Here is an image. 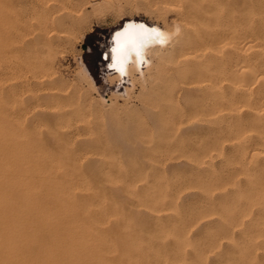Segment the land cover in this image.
<instances>
[{
    "label": "rangeland",
    "instance_id": "rangeland-1",
    "mask_svg": "<svg viewBox=\"0 0 264 264\" xmlns=\"http://www.w3.org/2000/svg\"><path fill=\"white\" fill-rule=\"evenodd\" d=\"M70 1L79 3L80 0ZM88 1H90V6L85 9L87 17L79 19L73 28L74 35L71 39L59 44V48L64 52L58 54L53 68L50 69L54 72L50 78L68 90L64 88L62 98L58 101V105L63 106L66 115L69 112V116L65 115L66 119L63 121L65 125L63 124V127L55 130L58 133L56 140L52 141L50 138L51 133L49 134L50 130L46 124L33 122L29 112L24 115L25 110L21 106L27 99V91L23 93L19 90L10 93V96L6 94L10 88L8 85L13 82H18L20 85L24 78L20 74L28 72V66H23L22 70L14 67L21 62L26 64L25 57L22 56V59L19 57L20 53L18 55L13 49L10 51L6 49L0 56V90L2 88L4 90L5 87L8 89L4 90L6 93L2 90V93L4 92V98L9 97L8 104H6L7 111L15 120L8 123L6 129L0 130V159L3 157L5 162L0 169H4L3 171L7 174L11 188L15 192H32L39 200L44 199V194L48 192L73 191L71 193L75 203L72 206V213L80 225L79 228L82 229H79V234L86 236L88 240L85 252L79 247L81 245L74 241L73 254H69L73 262L80 259L85 264H94L93 262H96L95 264H108L109 262L110 264H264V145L261 147V142L264 141V135H262L264 134V110L259 111H262L260 119L258 113L254 114L257 110L251 108L256 99L264 94V85L261 83L260 77L257 78L260 84L255 82L253 85L259 95L253 91V96L248 95L249 100H247L246 96L244 97L241 92H238V89H235L234 92L232 114L235 119L234 123H238L234 127V133L236 134L241 129L242 131L247 130L246 134L242 132L243 134L240 135L242 137L236 136L237 138L232 140H221L218 143L210 141L206 139L208 133L200 132L197 127L207 124L211 117L208 114V110L212 106L208 94L213 78L211 71L214 67L211 58H201L196 63L197 65L188 64L182 58L178 59L177 54H168L158 62L155 60L153 70L151 72L148 70L146 75L147 82L145 83L134 76L135 91L130 89L128 95L122 100L119 95H112L116 91L115 84L105 83L104 79L108 71L106 68L108 63L104 59V54L109 47L108 41L111 39L112 31L124 20L130 18L172 27L175 16H177L175 13L178 10V5L175 4L177 7L173 5L176 9L171 5H169L170 7L166 6L168 9L166 7L161 9L164 6V0ZM177 1L169 0L172 2L171 4L183 2V0ZM207 1L204 0L203 3ZM214 1L216 2V0ZM218 1L220 6L213 10L212 15L221 18L229 15L231 18L232 26L227 34L230 39H227L231 41L236 58L243 40H248L247 45L252 43V39L253 42L255 40V43H250L251 46L257 43L259 48L246 46V42L244 46L246 49L252 48V50L250 48V51H246V55L257 70L261 71L260 63H264V0H231L229 7L226 5V0ZM15 8L20 13L21 7L16 6ZM122 16L123 18L120 19ZM242 37L243 39H241ZM19 38L21 37L19 36ZM19 38L12 39L10 43L16 41L14 45L20 44L22 38L20 41ZM260 48L263 49L260 50ZM80 57L83 58L94 77L97 85L96 90L91 89L78 73L76 59L78 60ZM207 59L208 62H206ZM258 59L259 61H257ZM256 61L261 62L258 65ZM206 63H210L213 67ZM9 64L14 67H12V71L6 69ZM21 64L20 66L23 65ZM197 70L201 71L200 74L196 73ZM200 79L204 80H201L203 85L200 83L201 81L198 82L199 86L195 81ZM184 80L186 82L194 81L187 85ZM127 86L126 84L124 87ZM184 88L188 91L185 92ZM123 90V87L119 89L121 93ZM253 98L255 102H253ZM73 101L74 103H72ZM75 106H77L75 111H68ZM251 109L255 111L253 112ZM187 116L191 118L189 119ZM192 116L194 117L192 118ZM187 120H189L188 123H186ZM259 122L262 125H259ZM69 123L71 126L68 125ZM250 128L252 131L255 130L254 133L249 132L248 134ZM62 130L66 132H62ZM257 133L262 136L258 137ZM242 138L245 140L246 146L241 144L244 141ZM61 141L63 142L61 143ZM247 143H249L248 146ZM252 148L254 153L257 148L259 151L262 149V152L257 151V154L250 156V159L249 154L251 155L253 152ZM247 149L248 152H246ZM239 152L241 155L238 154ZM239 164L242 168L241 166L239 168ZM255 166L258 168L255 169ZM251 167L253 168L251 169ZM240 170L242 171L240 172ZM237 173L242 175L239 176ZM236 175L239 177L237 178ZM61 178H67V181L62 180L65 181L64 184L57 183ZM74 178H77V181L82 179V182H77ZM87 179L91 182V186L86 182ZM74 180L77 182L76 185ZM69 182L70 186L73 183L71 186L73 190L67 185ZM80 182L84 184L80 185ZM246 182H249L250 185ZM88 195H91L90 199ZM42 201L47 202L46 199ZM167 202L169 205L166 204ZM80 203L83 205L81 206ZM111 205L112 209L115 206L113 211L108 208ZM96 206L102 210L98 211ZM242 206L244 207L242 208ZM260 206L261 208H259ZM83 209L85 210L83 211ZM150 209L151 211H149ZM48 211L52 212L53 210ZM251 211L252 213H250ZM151 212L155 214L153 215ZM208 213L211 216L207 215ZM213 213H217L219 217ZM253 214L255 217L252 216ZM99 217L101 218L99 219ZM247 222L251 225H248ZM90 230L92 233L89 232ZM107 235L110 237L109 239ZM219 235H222L223 239L226 237L227 240H220L222 238ZM235 236L236 238H234ZM244 237L247 238L244 239ZM77 238L76 235L75 239ZM91 240H93L92 245ZM105 243L108 244L106 247ZM97 245H102L103 248ZM128 246H131L130 249ZM236 247L238 249H235ZM75 248H78L77 251ZM134 248L140 254L135 253ZM127 249L129 250L127 251ZM101 252L102 254H100ZM104 252L107 253V256ZM75 256L77 257L75 258ZM132 258L131 261L134 263L130 261Z\"/></svg>",
    "mask_w": 264,
    "mask_h": 264
},
{
    "label": "bare ground",
    "instance_id": "bare-ground-1",
    "mask_svg": "<svg viewBox=\"0 0 264 264\" xmlns=\"http://www.w3.org/2000/svg\"><path fill=\"white\" fill-rule=\"evenodd\" d=\"M80 1H79V3H80L79 4V3H77L78 1L74 3V1H70V0H0V56L4 53V51H6V49H7V51H10V49H13L15 52L18 53V55L20 53L19 57H22V56L25 57V59H24L25 61L24 62H26V64L21 62L23 65L21 63H19V64H16V66H14V67L19 68L20 70H22L23 66H25V67L28 66V72L27 73H29V75H26L27 73H22V75L20 74L21 77L24 76L23 80L21 79L22 82H20V85H18V82H16V83L13 82V83L9 84L8 87L10 86V88H9L8 93L5 92V91L8 90L6 87H5V89H7V90L4 89L5 90L4 91L3 88H2V90L7 94V96H10L9 95L10 93H14V92H17L19 90L21 92H23V93H25L26 91L28 92L27 93L28 96L26 95L27 99L22 103V106H21L25 110V112L23 111L24 115H25V113L29 112V113H31V119H32L33 122L36 121V122H40V123L46 124L48 129L50 130L49 134L51 133L50 138L52 139V141L57 139V134L58 133L55 130L59 129L60 127H63L65 125L63 123V121H65L64 119H66L65 118V115H66L65 111L66 110L64 108H62L63 106L60 105L61 106L60 107L58 105L59 104L58 101L62 98V94H63L62 92L64 91L65 86L59 85L57 82L54 81V79L52 80L50 78V76H52V74L54 75V72L50 71V69L53 68V65H54V63L56 61V58H57L58 54L60 52H62V53L64 52V50H61V48H59V44L61 42L65 41V40L71 39V37H73V35H74L73 28L78 23L79 19L87 17L85 15V9H86L87 6H90V1L84 0L83 2L81 1L82 3ZM174 1H176V0H174ZM178 1H180V0H178ZM203 1L204 0H183V2L180 1V3H176L175 2L174 4H171L172 2H169V0H164V6L161 9H163V8L165 9V7L169 6V5H171V6H173L175 4L178 5V8H177L178 10L176 12L177 14L175 13V15H177V16H175L174 23H179L181 25L183 31H182L181 36L178 37L177 40H175L173 42V46H170L168 49H165L163 52H154L153 53V55H152L153 65H152L151 69H149V70H150V72H151V70H153L155 60L158 62V61L164 59L166 57V55H168V54H177L178 55V59L182 58L185 62H187L188 64L191 63L192 65L198 63L200 61V59L204 58V57H208V58H211L213 60V66L214 67L210 64L211 60H209L210 63H206V64H209L210 66L213 67V70L211 71V76L213 77L212 81H211L212 85L209 87V90H208L209 98H210L211 103H212V106H211L210 110H208L209 111L208 114L211 117H210L209 121H207V124H201L200 126L197 127V129L200 132H202V133H208L207 136H206V139H208L210 141H215V142L217 141V143H218V142H221V140H226V139L227 140H232L233 138H237L238 136L243 134L242 132H245V134H246L247 130L246 131H242L241 129L236 134L234 133V127H235L236 124H238V123H236V124L234 123L235 119H234L233 114H232V112L234 111L233 110V108H234L233 102H234V97H235V93L234 92H235V89H238V92H241L242 95H244V97L246 96V99L249 100L247 98V96L248 95L253 96V91L256 92V88H255V90L253 88L254 83L257 82L258 84H260L259 83L260 82L259 79H257L258 77H260L261 83L264 85V63L261 62L262 60L260 61L261 63L257 62V61H259V59L256 61V63L258 65H259V63L261 64V69H260L261 71H259L252 64V61L250 62L248 60V57L246 55L247 54L246 51L247 52L250 51V48L253 47V46H255L254 48H256V49L259 48L257 43H256L257 46L256 45L251 46V44L255 43V40L253 42V39H252V43L250 42L251 44L249 43L248 45H247V41H248L247 39H246L247 41L243 40L244 41V42H242L243 44L242 43L240 44V43H238L236 41L238 44H240V47H239L240 52L237 54L238 57L236 58V55L233 52L234 50H232L233 48L231 46V41L228 40L230 38L227 37V34L230 31V28L232 26L231 25L232 24L231 18L229 17V15H228V17H222V18L219 17V16L212 15L213 10L216 7L220 6L218 0H216V2L214 0H208L206 3H203ZM230 1L231 0H226V5L228 7L230 6L229 5ZM221 2H222V0H221ZM161 5H163V4L161 3ZM16 6H18V8L21 7L20 13H18L16 11V8H15ZM155 6L157 7V5H155ZM156 7H155V9H156ZM175 7H177V6L175 5ZM172 8H174V6ZM174 9H176V8H174ZM158 10H159V7H158ZM258 12H260V11H258ZM13 16H14V18H12ZM132 20H134L136 22H143L149 27L154 26V25H158L162 29L164 27H166L168 29H171V27H169V26H160L159 24H155V23L150 24V23H148V22H146L144 20H141V19L130 18V19L124 20V22L120 26L116 27L112 31L111 36L117 30L122 29L126 22H129V21H132ZM244 30H246V29H244ZM229 34L231 35V33H229ZM19 36L22 38V40H21V38H19ZM16 37L19 38V41L21 40V43L20 44H16V45H14V43H16V41H14L13 43L12 42L10 43V41L12 39L14 40ZM241 39H243V37ZM244 43L246 44V46L250 45L251 47H248L246 49V46H244ZM261 49H263V48H260V50ZM251 50H252V48H251ZM252 54H251V56H254ZM23 57H22V59H23ZM252 58H254V57H252ZM252 58H251V60H252ZM20 60H21V58H20ZM110 60H111V56H110V53H109V56H108V59H107V63H109ZM254 60H256V58H254ZM76 61H77V65H78V68H79L78 69V73L83 77V79H85V81L87 82L86 84L91 89L96 90L97 85L95 83L94 77L90 73V70L87 67L86 63L84 62L83 58L80 57V58H78V60L76 59ZM206 62H208V59H207ZM20 64L22 66H20ZM12 67L13 66L9 64L8 68H6V69H10L12 71V69L14 68V67L13 68ZM106 68H107V66H106ZM206 69H208V68L206 67ZM200 72L197 70L196 73L200 74ZM78 73H77V76L79 75ZM203 73H204V71H203ZM183 75H184V73H183ZM81 76H80V78H82ZM196 78H194V79H196ZM146 79H147V77H146ZM183 79H184V76H183ZM201 80H204V79H200L199 81H195V83L197 82L196 84H198L200 86V84L198 82H200ZM133 81H134V79H133ZM193 81L194 80H188L187 82L186 81L185 82L188 85V84H192ZM200 83L202 84L203 82L201 81ZM196 84H194V85L196 86ZM205 85L207 86V84H205ZM262 88H263V86H262ZM184 89H185V92L188 91V89H186V88H184ZM2 90H0V130L1 129H6V126H7L8 123H11V121H15V120H13L14 117L11 114H9V112L7 111L6 104H8L9 97H5L4 98L5 95L3 96L4 92L2 93ZM65 90H67V89L65 88ZM256 94H257V92H256ZM262 94H263V92H262ZM257 95H259V93ZM261 96L260 97L258 96L259 98L256 99V102L254 101V98H253L252 100H253V102H255V104L251 105L252 106L251 108L252 109H256L257 111L254 112L255 110L254 111L252 109L251 110L254 112V114L258 113L259 116L258 115L257 116L260 119L262 118V116H260L261 112L264 110L263 109V107H264L263 106L264 105V94H263L262 97ZM177 98H178V96H177ZM235 102H236V100H235ZM72 103H74V101ZM209 104H210V102H209ZM77 106H75V108H72L71 110H68V111H70V112L72 110L75 111V109H77L76 108ZM248 109H249V107H248ZM239 110H241V109H239ZM260 110H262V111L259 112ZM237 112H238V110H237ZM68 113H67V115L69 116ZM194 113H196V112H194ZM71 115L73 116V113ZM187 115H189V114H187ZM197 115H198V113H197ZM209 115H208V117H209ZM244 115H246V114H244ZM193 117L194 116H192V118ZM204 118H206V117H204ZM239 120H242V119H239ZM188 121L189 120H187L186 123H188ZM191 121H193V120L191 119ZM256 121H257V119H256ZM203 122H205V121H203ZM203 122H200V123H203ZM261 123H262V121H261ZM261 123L259 122V125ZM70 124L71 123H69L68 125H70ZM177 125H178V123H177ZM180 125H183V124H180ZM256 126H257V124H256ZM263 126H264V124H263ZM247 128H249V127H247ZM63 131H65V130H62V132ZM253 131H255V130H253ZM253 131L250 128V131H248V134H249V132H253ZM193 133H195V132H193ZM257 135H259V134L257 133ZM260 135L258 137H261L264 134H262L261 136ZM196 137H197V135H196ZM240 137H242V136H240ZM9 138H10V136H9ZM60 138H61V136H60ZM197 138H199V137H197ZM247 138H249V137H247ZM251 138H252V136H251ZM261 140H262V138H261ZM58 141H60V140H58ZM210 141H207V142H210ZM259 141L260 140L258 139V142ZM62 142L63 141H61V143ZM244 142H245V140L241 144L243 145ZM223 143H224V141H223ZM53 144H54V142H53ZM220 144H222V143H220ZM239 144H240V142H239ZM248 144L249 143H247V146H248ZM255 144H253V145H255ZM263 145H264V141L261 142V147H263ZM238 147H240V146H238ZM254 147H256V145ZM250 148H248V149H250ZM253 148H252V151H253ZM248 149H247L246 152H248ZM257 149H256L255 153L253 151L251 153V155L249 154V157L250 156L252 157L253 154H257V151L260 152L262 150L261 149L259 151ZM239 150H242V149H239ZM240 153L241 152H239L238 154L241 155ZM263 155H264V151H263ZM236 156H237V153H236ZM247 157H248V155H247ZM251 157H250V159H251ZM2 158L0 159V163H1L0 168H1V166L3 167L2 164L5 163ZM238 160H239V158H238ZM240 161H242V160H240ZM249 161L251 162V160H249ZM249 163H247V164H249ZM240 166L241 165L239 164V168H240ZM257 166H255V169H256ZM241 168H242V166H241ZM252 168L253 167H251V169ZM245 169H247V168H245ZM245 169H244V171H245ZM255 169H253V170H255ZM3 170L0 169V264H85L84 261L80 260V259H79L80 261L77 260L76 262L74 261L75 262L74 263L73 260H71L72 259L71 256L69 255V254H73L72 251L74 250L75 242L78 245H81L79 247L82 248L83 251H84L86 249L85 247H86V243L88 241L86 236H82L81 234H79V229H81V228H79L80 225L78 224V221L75 219L74 213H72V206L75 203L74 202L75 199H73V194L71 193L73 191H71L70 187L73 185L72 182H74L75 180L77 181V178L76 179L74 178L75 180L71 182L72 183L71 186H70V182H69V184H67V185L70 186L69 189H70L71 192H69V191H62V192L58 191V192H56L55 191V192H48V193L44 194V199H42V200L46 199L47 202H48L47 203L45 201L39 200L37 198V196L34 193H32V192H27V191L15 192V190L13 188H11V186L9 184V178H8L7 174H5V171H3ZM248 170H250V169L248 168ZM7 171H8V169H7ZM241 171L242 170H240V172ZM19 172L21 173V171H19ZM8 175H10V174H8ZM238 175L240 176L242 174L240 173ZM255 175H257V174H255ZM239 176L236 175L237 178ZM256 177H258V176H256ZM229 178H231V177H229ZM245 178H246V176H245ZM69 179H68V181L71 180V179L70 180ZM62 180H66L67 181V178L66 179L65 178L64 179L61 178V179H59L60 182H57V183L64 184L63 182H65V181H62ZM81 180H78L77 182H79ZM87 180H86V182L91 186V182L89 180H88L89 181L88 182ZM232 180H233V178H232ZM77 182L74 183V184L76 185ZM81 182H80V185L84 184V183H81ZM52 183H54V182H52ZM246 183H249V182H246ZM248 185H250V183ZM85 186H86V184H85ZM71 188L73 190V187H71ZM83 189H84V187H83ZM234 191H236V190H234ZM244 191H245V189H244ZM90 196L88 197L89 199H90ZM150 198H152V197H150ZM98 200H99V198H98ZM170 200H171V198H170ZM94 201H95V199H94ZM167 201H168V199H167ZM76 202H77V200H76ZM157 202H158V200H157ZM172 203H173V201H172ZM104 204H106V203H104ZM163 204H164V202H163ZM166 204H168V202ZM240 204L242 205V201H241ZM80 205H81V203H80ZM245 205H247V204H245ZM157 206H158V204L156 205V207ZM244 206H242V208ZM105 207H107V206H105ZM153 207H155V206H153ZM108 208H111V210L113 211L115 209V206H114L113 209H112V205H111V207H108ZM145 208H147V206ZM259 208H261V206ZM263 208H262V210H263ZM85 209H83V211ZM97 209L99 211L100 208L97 207ZM172 209H170V210H172ZM48 210H53V211L51 212V211H48ZM100 210H102V209H100ZM146 210L148 211V209H146ZM109 211L110 210H108V212ZM149 211H151V209ZM166 211L168 212V209ZM166 211H164V212H166ZM172 212H174V211L172 210ZM247 212H245V213H247ZM250 213H252V211ZM86 214H88V213H86ZM102 214H101V217L104 215V214L103 215ZM152 214L154 215L155 213H152ZM215 214H217V213H215ZM156 215H158V214H156ZM202 215L204 217V214H202ZM207 215L211 216L209 213ZM105 216H107V215H105ZM217 216H218V214H217ZM252 216H254V214ZM252 216H251V218H253ZM101 217H99V219ZM192 218H194V217H192ZM234 218H235V216H234ZM245 218H246V215H245ZM102 219H104V218L102 217ZM199 219H202V218H199ZM256 219H258V218H256ZM222 220H223V218H222ZM104 221H105V219H104ZM189 221H190V219H189ZM248 223L249 222H247V224ZM190 225H191V223H190ZM193 225H194V223L192 224V226ZM248 225H251V224L249 223ZM244 226H246V225H244ZM253 226H254V224H253ZM84 227H82L83 230H84ZM220 227H221V225H220ZM235 227H236V225H235ZM239 227H240V224H239ZM94 228H95V226H94ZM255 228H254V230H255ZM88 229H90V228H88ZM91 230L89 231L90 233H92ZM126 230H128V229H126ZM220 230H222V229H220ZM130 231H131V229H130ZM133 232L134 231L132 230V233ZM236 232H239V231H236ZM239 233H241V232H239ZM87 234H88V231H87ZM76 235L79 238V239L77 238L79 240V243L77 242V239H75ZM89 236H91V235H89ZM236 236H237V234H236ZM236 236L234 238H236ZM243 236H245V235H243ZM97 237H100V236L97 235ZM166 237H167V235H166ZM107 238L109 239L110 237L108 236ZM171 238H174V237H171ZM221 238L222 239H220V240L226 239V237L224 239H223V237H221ZM246 238L247 237H244V239H246ZM80 239H81L82 243L80 242ZM94 240H96V239L94 238ZM99 240L101 242V239H99ZM92 241L93 240H91V245H92ZM238 241H240V240H238ZM243 242H244V240H243ZM73 243H74V245H73ZM106 243H105V247L108 245V244L106 245ZM235 243H236V240H235ZM235 243H234V245H235ZM246 243H248V242H246ZM102 244L104 245V243H102ZM243 244H240V245H243ZM101 246H98V247H101ZM130 247H129V249H130ZM102 248H103V246H102ZM77 249L78 248H75V251H77ZM129 249H127V251ZM235 249H238V248L236 247ZM100 250H101V248H100ZM136 250L137 249L134 248L135 253H138V252H136ZM138 251H139V249H138ZM104 253H106V252H104ZM246 253H248V252H246ZM85 254L87 255V253H85ZM100 254H102V252ZM138 254H140V252ZM106 256H107V253H106ZM76 257L77 256H75V258ZM100 257H101V255H100ZM139 259H141V258H139ZM94 260H92V261H94ZM131 260H133V258L130 259V261ZM131 262H133V261H131ZM93 263L95 264L96 262H93ZM100 263H102V262H100ZM106 263H107V261H106ZM108 264H110V262Z\"/></svg>",
    "mask_w": 264,
    "mask_h": 264
},
{
    "label": "clouds",
    "instance_id": "clouds-1",
    "mask_svg": "<svg viewBox=\"0 0 264 264\" xmlns=\"http://www.w3.org/2000/svg\"><path fill=\"white\" fill-rule=\"evenodd\" d=\"M122 18L123 16L120 19ZM182 31L179 23H174L171 29H162L158 25L149 27L143 22L132 20L114 32L104 54L105 60L108 59L109 53L111 56L104 79L105 83L115 84L116 91L112 95H119L122 100L130 89L134 92V76L146 83V75L153 65V53L163 52L173 46ZM126 84L128 86L124 87ZM121 87L124 88L122 93L119 91Z\"/></svg>",
    "mask_w": 264,
    "mask_h": 264
}]
</instances>
